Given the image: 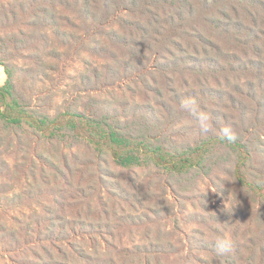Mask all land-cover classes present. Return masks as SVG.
<instances>
[{"label": "trees", "instance_id": "16d2710c", "mask_svg": "<svg viewBox=\"0 0 264 264\" xmlns=\"http://www.w3.org/2000/svg\"><path fill=\"white\" fill-rule=\"evenodd\" d=\"M0 66L1 264H187L135 238L180 200L200 264H264V0H0Z\"/></svg>", "mask_w": 264, "mask_h": 264}, {"label": "rangeland", "instance_id": "374dc122", "mask_svg": "<svg viewBox=\"0 0 264 264\" xmlns=\"http://www.w3.org/2000/svg\"><path fill=\"white\" fill-rule=\"evenodd\" d=\"M4 80H5V73L2 66H0V84H2ZM65 88L67 89V86H65L64 84L59 86L58 88H43V90H46L48 92H43L40 94L39 103L45 105L47 108L48 105L53 106L56 103L59 104V102H61L64 96L67 94L66 92L67 90ZM259 159L260 157H257V160ZM220 177L223 178L224 182H227L229 184L230 189L233 188L234 184L228 177H226L225 175H220ZM201 188L207 194L210 195L212 189L207 183L205 186H202ZM220 199L222 200L224 206H226L225 199L224 198H220ZM179 203L185 204L187 207L186 210L175 209V211L177 212L178 223H179V229L175 230L176 235L167 232V230L170 227V223L172 222L166 218V219H159L155 223L149 226H141L138 228L136 227V232L138 234L136 235L135 238L137 239L139 235L142 236L144 234L150 235L152 237L155 234H159L161 236L163 234H168L170 236L168 240L172 242V244H174V246L180 250L179 251L180 254L176 255V261L182 262L183 260H187V264H200V262L196 260V257L200 256L204 258L205 261L211 263L212 261L211 257L205 255L199 250V244L196 242V238L193 240L192 243H190L189 240L184 235L188 231L190 232L195 226V223L189 221V215H190L189 213H192L194 211H199L200 209L194 210L193 207L189 206V203H183L181 200L179 201ZM207 204L210 205V199L207 200ZM129 228L133 229L134 227H129ZM129 238L131 237L128 233H123V235H121V244L125 243ZM184 239H186L185 242L182 241Z\"/></svg>", "mask_w": 264, "mask_h": 264}, {"label": "clouds", "instance_id": "9594fccd", "mask_svg": "<svg viewBox=\"0 0 264 264\" xmlns=\"http://www.w3.org/2000/svg\"><path fill=\"white\" fill-rule=\"evenodd\" d=\"M180 108L182 111L188 113L193 117L195 126L201 133H208L209 131H211V115L209 112L201 110L196 99L192 97H186L180 104ZM220 136L221 139L228 143H234L238 139L237 133L233 128H231V126H225L221 128ZM204 195H206V193ZM225 210L229 212L227 208H225ZM212 243L215 256L222 257L231 254L233 249V240L231 239V237L225 236L223 233H218Z\"/></svg>", "mask_w": 264, "mask_h": 264}]
</instances>
